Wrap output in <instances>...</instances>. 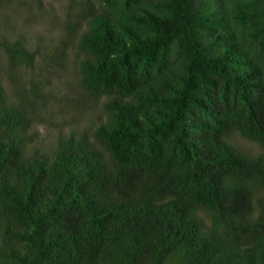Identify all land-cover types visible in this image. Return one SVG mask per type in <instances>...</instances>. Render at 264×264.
Instances as JSON below:
<instances>
[{"label": "trees", "instance_id": "trees-1", "mask_svg": "<svg viewBox=\"0 0 264 264\" xmlns=\"http://www.w3.org/2000/svg\"><path fill=\"white\" fill-rule=\"evenodd\" d=\"M79 26L94 129L30 152L37 89L0 86V264H264V155L228 140L264 146V0H83Z\"/></svg>", "mask_w": 264, "mask_h": 264}, {"label": "rangeland", "instance_id": "rangeland-1", "mask_svg": "<svg viewBox=\"0 0 264 264\" xmlns=\"http://www.w3.org/2000/svg\"><path fill=\"white\" fill-rule=\"evenodd\" d=\"M83 0H0V42L20 40L36 52L31 68L14 66L0 47V86L10 102L18 89H37L36 109L29 130V151L51 152L72 133L80 135L105 120L104 99H95L79 86L82 55L77 41L82 28L73 29ZM33 95V94H32ZM228 140L246 155H264V146L237 131ZM206 223L210 217L200 212Z\"/></svg>", "mask_w": 264, "mask_h": 264}]
</instances>
